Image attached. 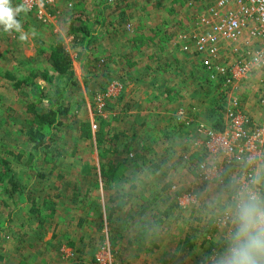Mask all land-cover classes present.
<instances>
[{"label":"rangeland","instance_id":"374dc122","mask_svg":"<svg viewBox=\"0 0 264 264\" xmlns=\"http://www.w3.org/2000/svg\"><path fill=\"white\" fill-rule=\"evenodd\" d=\"M66 3L58 0L43 11L24 7L27 11L16 17L19 32L0 25V157L24 185L39 173L33 178L36 195L39 189L48 196L55 211L39 225L21 209L11 226L16 237L0 236V264H217L236 229L232 170L221 182L213 170L219 158L194 142L201 139V125L212 127L220 117L224 121V106L233 98L250 123L264 124L259 75L224 87L218 75L201 67L195 53L182 49L187 45L194 50L186 43L193 35L186 23L195 14L187 0H121L119 8L133 14L127 19L132 26L124 16L114 19L105 13V25L87 54L80 37L68 31L71 8ZM116 6L105 10L116 11ZM72 10L92 18L99 11L93 0H77ZM57 42L72 58L76 84L67 87L63 103L70 108L45 154L25 137V119L32 118L25 111L29 87L18 91L3 77L9 72L22 79L31 73L33 82L47 87L46 95L52 97V87L40 75L49 72L51 83L63 89L67 77L56 74L46 60ZM252 102L258 114L247 110ZM85 121L93 131L103 125L105 142L99 148L94 139L80 138L77 127ZM110 159L125 172L112 175ZM259 181L264 199L263 170ZM118 191L121 197L113 202ZM116 205L122 210L110 211ZM163 217L164 224L159 222ZM0 219L5 217L0 214ZM133 231L141 235L129 245L120 236L130 237ZM186 233L200 245L206 241L205 253L169 260L172 244Z\"/></svg>","mask_w":264,"mask_h":264},{"label":"built area","instance_id":"2783aa9c","mask_svg":"<svg viewBox=\"0 0 264 264\" xmlns=\"http://www.w3.org/2000/svg\"><path fill=\"white\" fill-rule=\"evenodd\" d=\"M57 1L10 0V3L43 11ZM76 2L67 0L66 6L73 8ZM187 5L195 9L186 23L187 30L193 33L186 43H192L194 50L187 45L182 49L195 53L201 67L218 75L224 87L242 84L258 74V88L264 91V0H187ZM259 102L264 105V96L259 97ZM224 113V128L217 131L201 125L198 129L201 139L194 146L219 158L220 165L213 166V170L221 182L232 170L230 190L234 192L231 198L235 202L242 190L260 196L264 124L250 123L234 98L227 101ZM187 197L190 199V195Z\"/></svg>","mask_w":264,"mask_h":264},{"label":"trees","instance_id":"16d2710c","mask_svg":"<svg viewBox=\"0 0 264 264\" xmlns=\"http://www.w3.org/2000/svg\"><path fill=\"white\" fill-rule=\"evenodd\" d=\"M119 1L121 2V0ZM100 2L101 3L97 5L100 10V13L98 12V19L96 15L92 18L83 11L75 12L72 8L70 9L67 17L69 18L68 31L71 35L75 36L76 34L80 37L79 41L85 54L88 53L90 39L96 38L100 33V28L103 27L101 24V15L105 11L106 7L112 6L113 4L117 5L116 7L119 9V14L122 16L124 15V11L119 8V2H117V4L115 3L116 0H101ZM120 17L121 16H119V18ZM93 25L95 26L94 28H92ZM96 25L98 26L96 27ZM85 54L80 60L85 58ZM106 55H108V53H106ZM46 57L49 66L56 74L65 75L67 77V81L64 84L63 89H60L57 84L51 83L48 76L49 72L45 71L42 75H40L41 79L46 82L48 86L52 87V97H48L46 95V90L49 91L47 87H43L33 82L35 75L31 73L22 79L9 72H6L3 77L5 80L10 82L13 89L18 91L20 89L19 87L22 85L29 87V101L26 103L25 111L31 115L32 118L25 119L28 125L25 137L29 143H33L32 147L34 149L40 151L43 150V153L45 154L48 153L50 148L52 132L57 130V128L62 124L61 118L68 114L70 108L69 102L66 105L63 103L67 96V87L70 84H76V74L72 58L62 42L55 43ZM107 67L109 68V66ZM107 76H111V72H109L108 75L105 74V77ZM111 83L112 82L108 84ZM105 85L106 84H104V86ZM37 104H39V109H37ZM77 128L79 129L80 138L85 140L94 139L98 148L105 142L103 141L102 136L105 135L104 127L101 123L98 124V129L96 131L92 130V126L88 121L80 122ZM142 128H146V126L142 124ZM212 128L217 131H221L224 128V123L221 117L217 120V123L213 124ZM99 157L103 158V155ZM108 164V170L112 175H118L117 173L125 172V167L123 168L122 164L120 165L119 162L115 160L110 159ZM34 174L33 178L39 175V173L36 172H34ZM33 178L30 182H27L26 185H24L21 180H15V176L11 174L8 161L0 157V192L2 193L0 196V214L5 217L4 220L0 219V236L16 237V235L11 231V226L15 223V216L23 208H26L27 214L32 215L39 222V225L44 223L47 218H51L53 216L55 211L54 207L50 205V201H47L48 196H42L41 191L36 189L40 197L42 196L41 201H38L39 195H36L34 190L35 180ZM132 188H134V186H132ZM120 197V191L116 192L113 202L120 199ZM174 204L177 206L176 203ZM180 208L182 209L181 206ZM113 210H122V206L116 205V207H111L110 211ZM145 210L146 208L143 207V211ZM162 221L163 219L160 220V222ZM23 237H25V234H23ZM20 241H22V238L18 239V242ZM195 242V237L190 234H187L184 239H180V247H178L179 254L178 257L176 256L177 259L181 260L184 257V253H187ZM205 242L206 241L202 244H205ZM213 253L214 251L211 252V254Z\"/></svg>","mask_w":264,"mask_h":264},{"label":"clouds","instance_id":"9594fccd","mask_svg":"<svg viewBox=\"0 0 264 264\" xmlns=\"http://www.w3.org/2000/svg\"><path fill=\"white\" fill-rule=\"evenodd\" d=\"M27 11L23 5L13 7L10 0H0V25L5 31H21L16 17ZM21 40L25 36L21 34ZM235 231L227 251L217 264H264V199L254 192L238 193L234 211Z\"/></svg>","mask_w":264,"mask_h":264},{"label":"crops","instance_id":"0c3cea01","mask_svg":"<svg viewBox=\"0 0 264 264\" xmlns=\"http://www.w3.org/2000/svg\"><path fill=\"white\" fill-rule=\"evenodd\" d=\"M101 0H93V4H94V6H96L97 7V5L99 4V3H101L100 2ZM117 2H119V3H121L119 0H116V4H117ZM114 4L112 5V6H109V7H106V9H109V8H114ZM114 10V9H113ZM113 10H111L110 12H107L108 10H105L106 12H103V14L101 15V22L103 21V18L104 17H106V16H108V17H112V18H114V19H116L117 17H119V16H121L120 18L122 19V17L124 16V18L126 17V20L128 19V16L129 17H133V14L132 15H130V13H128V10H125V9H121V10H123L124 11V15L122 16V15H120L119 14V9H117L116 8V11H113ZM99 13H100V10L98 11ZM98 12H96L95 13V15L97 16V19L99 18V15H98ZM105 13L107 14L106 16H105ZM87 14V13H86ZM92 16V15H91ZM150 16V14L147 12V13H145L144 14V17H149ZM105 19V18H104ZM128 21V20H127ZM126 21V22H127ZM128 23H130L129 21H128ZM103 26L105 25V24H103V23H101ZM131 24V26H132V23H130ZM134 25V24H133ZM98 25H96V27H97ZM98 30H99V28H98ZM101 31V30H100ZM102 31H103V29H102ZM134 31V29L132 30V32ZM133 33H135V31L133 32ZM133 39V38H132ZM131 39V40H132ZM94 39H90V41H89V43L91 42V41H93ZM130 40V41H131ZM257 76L256 77H258V74H256ZM255 76V75H254ZM141 99V98H140ZM140 99L138 98V100L136 101L137 102V106L139 105H141V101H140ZM178 102L177 103H179V99L177 100ZM251 104H253V102L252 103H249L248 104V111H249V113L251 114V115H255V114H258V112H259V110H258V107L256 108V106L255 107H253ZM183 105V104H182ZM138 106V107H139ZM181 106V105H180ZM140 108V107H139ZM141 109V108H140ZM153 118H155V121L157 122V120L159 119V115H153ZM160 120H161V117H160ZM163 120V119H162ZM150 121V120H149ZM164 122H166V121H164ZM166 140H169V138H167ZM165 140V141H166ZM263 175H264V168H263ZM221 197H222V195H221ZM153 217H155V218H159L158 216L156 217V215H154ZM159 220V219H158ZM165 219H164V217H163V222H161L162 224H164L165 223V221H164ZM159 222H160V220H159ZM169 227V226H168ZM128 230H129V228H127ZM128 230H126L127 232H128ZM133 232H135V233H133V235H132V233L130 234L131 236L130 237H128V236H123V235H121L120 237L121 238H123V239H128L127 240V244H129V245H133V239L135 240L137 237H136V235L139 237L140 235H141V233H138L137 231H133ZM124 234V233H123ZM186 235H187V233H186ZM185 234H184V236L182 237V239H184L185 238V236H186ZM192 236V235H191ZM194 237H195V235H193ZM168 237H169V239H171L172 238V234H169L168 235ZM168 237H165V238H168ZM161 239H162V237H160V238H156V243L157 244H160V242H161ZM164 239V238H163ZM164 240H166V239H164ZM214 240V239H213ZM176 243L175 244H172V246H173V249H172V252H171V255H170V259L169 260H171L172 259V257H176V256H178V254H179V249H178V247H180V245H179V241H180V239H179V236H178V238L176 239ZM195 244L192 246V248L187 252V253H189V254H193L194 256H198V255H202L203 254V252H204V249L206 248L205 247V244H202V245H200V243L198 242V239H195ZM203 250V251H202ZM181 253V252H180ZM187 253H184V256L187 254ZM205 253V252H204ZM145 254H147V252L145 253Z\"/></svg>","mask_w":264,"mask_h":264}]
</instances>
